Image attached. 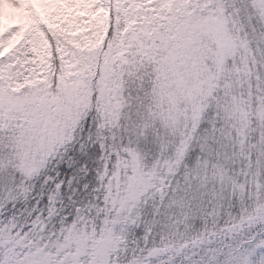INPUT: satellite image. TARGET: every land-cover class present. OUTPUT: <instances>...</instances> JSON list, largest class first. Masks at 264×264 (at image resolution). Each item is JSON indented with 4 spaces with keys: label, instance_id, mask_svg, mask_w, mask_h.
Masks as SVG:
<instances>
[{
    "label": "snow or ice",
    "instance_id": "1",
    "mask_svg": "<svg viewBox=\"0 0 264 264\" xmlns=\"http://www.w3.org/2000/svg\"><path fill=\"white\" fill-rule=\"evenodd\" d=\"M0 264H264V0H0Z\"/></svg>",
    "mask_w": 264,
    "mask_h": 264
}]
</instances>
